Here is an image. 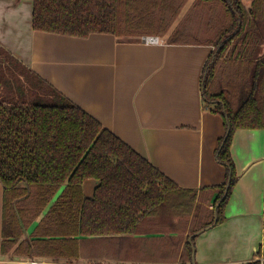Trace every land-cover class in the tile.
I'll return each mask as SVG.
<instances>
[{
    "label": "trees",
    "instance_id": "trees-1",
    "mask_svg": "<svg viewBox=\"0 0 264 264\" xmlns=\"http://www.w3.org/2000/svg\"><path fill=\"white\" fill-rule=\"evenodd\" d=\"M187 1L32 0V25L75 38L169 35L168 44L213 47L202 94L206 108L224 122L216 157L226 182L199 191L179 187L0 46L2 255L56 264H192L190 236L216 218V226L226 222L239 180L234 135L264 130V0H252L249 8L244 0H195L170 33ZM90 180L98 184L87 197ZM208 202L213 209L203 207ZM180 219L192 227L183 247ZM154 240L157 249L148 248Z\"/></svg>",
    "mask_w": 264,
    "mask_h": 264
},
{
    "label": "crops",
    "instance_id": "crops-1",
    "mask_svg": "<svg viewBox=\"0 0 264 264\" xmlns=\"http://www.w3.org/2000/svg\"><path fill=\"white\" fill-rule=\"evenodd\" d=\"M32 14V0H0L4 50L179 187L199 191L226 182V169L216 157L224 122L206 108L202 94L213 47L172 45L164 36L148 45L141 37L37 32ZM231 153L239 180L226 207L227 220L197 237L196 264H253L264 258V130H238ZM88 184L93 194L98 183ZM3 198L0 184V264H18L24 259L2 255ZM206 205L213 209L212 203Z\"/></svg>",
    "mask_w": 264,
    "mask_h": 264
},
{
    "label": "rangeland",
    "instance_id": "rangeland-1",
    "mask_svg": "<svg viewBox=\"0 0 264 264\" xmlns=\"http://www.w3.org/2000/svg\"><path fill=\"white\" fill-rule=\"evenodd\" d=\"M194 1L195 0H188L186 2V5H185L184 9L181 11V13H180V15L178 17V20L174 23L173 27H175L183 19V17L186 16L187 12L189 11V9L191 8V6L193 5ZM249 1L250 0H244V2H245L246 5L248 4ZM200 26H201V23L198 22V25L197 24H196V26L194 25V28H199ZM166 38L167 37L164 36L162 39L163 40H167ZM93 182H96V181L95 180H90V181H88L85 184L86 185L85 186L86 187L85 194H86L87 197H91L93 195L92 193L88 192V188H89L88 187V185H89L88 183H93ZM202 204L206 206L205 203H202ZM205 206H203V207L204 208H208V206H206V207ZM177 222L179 224V227H178L179 228V232H178V235H177V241H178V244L181 245V247H183V244L186 242V240L188 238V235H190L192 233V227L190 229L188 220L180 219V220H177ZM134 242H136V241L134 240ZM155 243H157V242H155V240H154L153 242L150 241V244H147V243H145V244H147L148 248H150L153 245V248H156L157 249V245L158 244H156V246H154ZM149 245H151V246H149ZM178 254H179V252H178ZM43 262H44V264H55V263H53L51 261H45V260H43ZM60 264H62V263H60ZM63 264H138V263L137 262H132V261H127V262H124V263L123 262L122 263L121 262L114 263V262H104L102 260L97 261L95 263V262H93L91 260L82 259V261L66 262V263H63ZM139 264H146V263L140 262Z\"/></svg>",
    "mask_w": 264,
    "mask_h": 264
},
{
    "label": "built area",
    "instance_id": "built-area-1",
    "mask_svg": "<svg viewBox=\"0 0 264 264\" xmlns=\"http://www.w3.org/2000/svg\"><path fill=\"white\" fill-rule=\"evenodd\" d=\"M141 41L142 43L149 45V44H159L161 42V39L160 37H156V36H143L141 37ZM259 262L260 264H264V258H261ZM18 264H44V262L39 260L24 259L19 261Z\"/></svg>",
    "mask_w": 264,
    "mask_h": 264
},
{
    "label": "water",
    "instance_id": "water-1",
    "mask_svg": "<svg viewBox=\"0 0 264 264\" xmlns=\"http://www.w3.org/2000/svg\"><path fill=\"white\" fill-rule=\"evenodd\" d=\"M230 181H231V178L229 177L228 180H227L225 196H226L227 193H228V189H229ZM216 224H217V218L215 219V222H214L213 226H210V227H208V228H206V229H203V230H201V231H199V232H197V233H195V234H192V235L190 236V238H189V242H190L191 245H192V251H193V254H192V264H196V246H195V243H194V244L192 243V240H193L194 238L198 237V236H199L200 234H202L203 232H205V231L211 229L212 227L216 226Z\"/></svg>",
    "mask_w": 264,
    "mask_h": 264
}]
</instances>
